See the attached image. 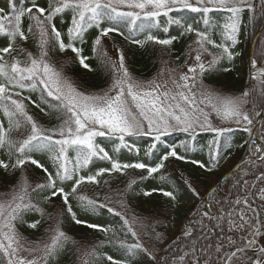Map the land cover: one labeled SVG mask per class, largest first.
<instances>
[{"label":"trees","instance_id":"1","mask_svg":"<svg viewBox=\"0 0 264 264\" xmlns=\"http://www.w3.org/2000/svg\"><path fill=\"white\" fill-rule=\"evenodd\" d=\"M17 8L21 5V0H13ZM35 2L38 6L47 9L49 0H23L25 8L31 7ZM252 7H244L240 14V30L238 32L237 43L230 48L234 53L231 61L223 59L215 67L207 70L199 78L202 82L209 83L215 87L233 93H245L246 97L244 111L249 113L252 120L251 125L242 123L232 126L225 125L214 113H209L214 128L230 129L220 136V146L218 154L213 159L212 148L215 147L214 140L217 133L206 129V133L197 135L192 132L186 134L169 133L160 136L159 141L151 135L125 136L127 147H120L116 151L120 141L115 136L97 137L96 142L105 149L113 160L124 163H145L154 167L160 162V157L173 148L177 154L183 156V160L169 157L164 162V168L157 173L148 174L147 169L129 168L122 172H106L98 177L99 183L82 184L77 193L69 197V203L76 218L87 221L90 224L99 225L100 228L108 229L107 232L100 228H88L85 224H76L71 214L67 212V205H64L61 196L52 197L47 202L45 196H50L51 192L35 193L32 190L38 183H44L46 174L44 171L30 162L22 168L13 169L18 154L10 155L7 147L0 149V160L9 164L5 170L0 167V202L11 199L12 195L18 191V185L27 177L33 203H39L44 209V215L30 211L23 214V223H17V231L27 241L31 242L26 246L39 247L50 242L53 235L52 229L57 225L68 237L67 243L48 264H112L107 257L120 261L121 264H224L226 253L234 250L226 237H232L241 243L238 237L244 235L238 231H229L232 220H239L241 211L245 212V219L253 215L249 209H254L258 218L264 222V199H261L260 189H264V160L243 163L251 157L255 151V145L251 138V132L244 130L245 127L252 130L254 116L264 104V77L253 79L249 73L248 53L253 35L264 18V0H248ZM0 8H4V13L10 14L8 0H0ZM127 11V9H123ZM35 12V9H33ZM178 16L186 24H192L194 29L204 30L201 13H193L184 10L180 13H170ZM216 25H223L230 13L227 11H214L209 14ZM72 13L70 11L54 18L57 29L61 32L62 38L67 42V29L71 26ZM167 17H157L155 20H148L141 17L135 24H129L126 20L121 22H111L104 20L101 27H109L115 23L118 32L109 33L102 38L101 47L103 52L111 61L118 63L119 53L122 51L125 57V66L131 77L135 80L145 81L152 78L161 68L165 60H170L174 66H180L186 60L189 47L197 39L195 32L185 33L184 29L177 25H168ZM31 21L27 15L22 18V28L27 33V28ZM168 31L165 32L164 28ZM211 38L216 43H221L219 29H209ZM99 34V29L89 28L84 33V43H76L81 48V55L87 57L85 63L90 67L84 68L79 58L71 49L60 52L58 46L49 50V60L67 80L79 91L85 94H103L107 92L113 83V77L109 68L105 66L100 58V54L93 52V42ZM148 35H154L158 39H169L177 37L171 45H160L155 42H146L143 46L133 43V40L145 41ZM25 49L24 54L19 55L22 61L27 60V53L38 55L36 40L29 35L27 41H17ZM230 43V42H229ZM7 46L6 37L0 36V48ZM209 53H216L219 50L211 45H206ZM264 49V29L258 38L253 50V59L260 64L264 61L259 53ZM12 53L6 57L11 61ZM227 69V70H226ZM20 91L21 95L16 99H25L27 110L34 120L43 129H54L62 123L58 118L60 115L40 99V92L28 89H14L13 92ZM52 104L57 102L48 98ZM31 101H35L36 107ZM43 108L42 112L40 109ZM0 123L8 127V120L0 112ZM145 131V130H144ZM30 132V126L20 131H12L11 137L20 140ZM146 132V131H145ZM261 136L264 139V118L260 123ZM23 133V134H22ZM207 134V135H206ZM55 136L54 139H59ZM228 143L225 144L224 141ZM155 144V148L151 145ZM151 148V151L149 149ZM49 172L55 175V166L51 159L52 153L34 152L31 153ZM70 157H74V152H69ZM74 162V161H73ZM199 162V163H196ZM242 163V164H241ZM111 160H101L94 158L89 166L82 170V175H95L99 169H111ZM200 164L205 165L201 167ZM241 166L233 171L224 181L219 182L222 175L236 165ZM131 181L135 184L128 187ZM74 181L61 183L57 180L58 186H63L66 192H71ZM216 185L211 196V202L216 208L212 216L202 214L200 219L192 222L190 235H184L179 240L180 234L184 230L182 219L185 217L195 219L200 208L207 209L205 205V194L207 190ZM164 192H172L175 199L165 196ZM145 193H149L145 195ZM87 196L97 202L95 210L85 211L81 207L77 197ZM247 197L249 204H237L236 201ZM105 205V207H101ZM113 208L115 212H120L123 218L129 221V225L124 224L121 216L109 212ZM231 213V217H229ZM39 220L36 228L28 227L29 224ZM135 232L134 236L132 232ZM259 243L264 244L259 238ZM124 245L122 247L121 245ZM140 244L141 248L135 252L126 250V246ZM223 244L220 252H216V247ZM90 254V255H89ZM240 259L233 258L232 264H251L250 256L254 260L256 257L248 251L246 254L239 253ZM180 257H184L181 260ZM7 258L3 251H0V264H6Z\"/></svg>","mask_w":264,"mask_h":264},{"label":"snow or ice","instance_id":"2","mask_svg":"<svg viewBox=\"0 0 264 264\" xmlns=\"http://www.w3.org/2000/svg\"><path fill=\"white\" fill-rule=\"evenodd\" d=\"M10 14L0 15V36L6 37L7 46L0 48V112L8 120V127L5 128L0 123V149L7 147L10 155L18 154L15 163L11 165L13 169L22 168L26 163L30 162L36 167L42 169L46 174L44 183L36 184L32 190L39 194L46 191L51 192L50 196H45L44 201L47 202L52 197L61 196L64 205H67V212L71 214L76 224H85L88 228H100L99 225L87 223L76 218L72 206L69 203V197L77 193V189L84 184H98V177L106 172H122L123 170L147 169L149 175L159 172L164 168V162L169 157H175L183 160L184 157L177 154L173 148L171 151L162 155L160 162L154 167H150L145 163H124L113 160L107 151L97 142V137L115 136L121 143L117 146L116 151L120 147H127L125 136L132 135H151L155 133V139L159 141L161 135H166L170 130H180L189 132L196 126L205 128L217 133L214 140L215 147L212 148L213 159L218 154L220 146V136L230 129L214 128L209 119V112L205 110L210 107L211 112L215 113L221 121H231L240 125L246 123L252 124L249 113L243 110L242 104L247 103L243 97L249 95L248 92L243 93V97L222 96L211 91L201 93L198 97L197 92L193 88L197 87L196 81L199 75L207 70L215 67L221 60L227 59L231 61L234 53L230 48L237 43L238 32L240 30V14L244 7H252L248 4V0H49L47 9L38 6L35 2L31 7L25 8L23 0L17 8L13 0H8ZM35 9V12H33ZM123 9H127L124 11ZM188 10L193 13L202 14V22L207 26L204 30L194 29L192 24H186L178 16L170 15V13H180ZM224 10L230 13L223 25L214 24L210 13L214 11ZM72 13L71 26L67 29V42L62 38L61 32L57 29L54 18L66 12ZM4 13V8H0V14ZM27 15L31 21L27 28V33L22 28V18ZM167 17L168 25H177L184 29L181 35L185 33L195 32L196 41L199 50L195 56L196 65L189 67V74H182L179 80L172 79L174 89L167 88L153 82L154 86L151 90H143L133 81L128 69L125 66V57L123 52L119 53L118 63L111 61L103 52L101 47L102 38L112 32L119 30L115 23L109 27H101L104 20L111 22H121L126 20L129 24H135L137 20L144 17L148 20H155L157 17ZM99 29V34L93 42V52L100 54V58L113 77L111 88L103 94H85L78 91L61 73L57 71L55 65L49 60V50L54 46H58L60 52L71 49L79 58L80 64L88 69L90 66L85 63L87 57L81 55V48L76 43H84V33L89 28ZM209 29H219V35L222 38L221 43H216L211 38ZM167 32L168 28L165 27ZM31 35L37 43L38 55L27 53V60L22 61L19 55L24 54L25 49L17 41H27ZM177 37L169 39H158L154 35H148L145 41L133 40V43L141 46L146 42H155L160 45H171ZM230 42V43H229ZM206 45H211L218 49L216 53H209L213 59L208 63L207 67L202 62V53L208 52ZM12 53L11 61L6 59ZM259 55L264 58V49L260 50ZM252 67L256 69L253 79L264 77V67L257 68L256 61H252ZM227 70V69H226ZM191 82V83H190ZM163 88V91L160 89ZM14 89H28L30 91H39L42 102L47 103L51 109L59 113V119L62 123L58 128L43 129L34 120L33 116L28 113L27 105L24 100H31L30 97L24 99H16L21 95L20 91L13 92ZM115 91V95L110 92ZM127 97L131 98V103ZM48 98H52L57 103L52 104ZM36 107H39L35 101H31ZM132 104L138 110V116L133 112ZM204 105L205 107H201ZM42 112L43 108L40 109ZM142 121L147 122V132L144 131ZM30 126V132L25 138L15 140L11 137L12 131H20ZM245 131L251 132L250 128L245 127ZM23 134V133H22ZM59 136V139H54ZM228 143L227 140L224 141ZM255 144V141H253ZM156 145L152 144L151 148ZM151 148L149 151H151ZM256 152H260L259 146ZM47 151L52 153L51 159L55 166V175L49 172L37 159H34L31 153ZM69 152H74L75 156L70 157ZM94 158L101 160H111V169H99L95 175H82V170L86 169ZM264 160V156L260 157ZM74 161V162H73ZM199 163V162H196ZM201 167L205 165L200 164ZM0 167L7 170L9 164L0 160ZM264 179V176L261 177ZM57 180L61 183L65 181H74L71 192H66L63 186L57 185ZM135 184L131 181L129 188ZM29 183L27 177L18 185L11 199L0 202V251H3L7 259L6 264H48L49 259L56 256L59 251L67 243L68 237L60 230L57 225L52 229L53 235L50 242L43 244V255L38 258L27 259L19 256L18 252L23 249L32 251L26 247L31 242L27 241L17 231V223H23V214L34 211L44 215V209L39 203H33L30 193L28 192ZM149 193H145L148 195ZM165 196L175 199L172 192H164ZM261 199H264V189H260ZM77 199L85 211L95 210L97 202L87 196L79 195ZM237 204H249L247 197L243 200H237ZM105 207V205H101ZM249 209L253 215L245 219V212L241 211L239 220H232L229 231H238L245 233L238 237L241 243H237L236 239L226 237L229 245L234 248L230 253H226L225 264H232L233 258L240 259L238 253L246 254L251 251L255 255V259L248 256L251 264H264V244L259 243V238L264 236V222L258 218L254 209ZM109 212L121 216L120 212L109 208ZM231 217V213L228 214ZM124 219V224L129 225V221ZM40 223L39 220L28 225L30 228H36ZM107 232L108 229L100 228ZM129 231L131 226L129 225ZM135 236L136 233L133 231ZM190 235V233H186ZM7 241V244L4 243ZM15 245V246H14ZM39 243L37 247H39ZM124 247V245H121ZM223 244L216 247L219 253ZM141 248L140 244L128 245L126 250L135 252ZM90 255V254H89ZM112 264H121L120 261L113 260L111 256L107 257ZM184 260V257H180Z\"/></svg>","mask_w":264,"mask_h":264},{"label":"rangeland","instance_id":"3","mask_svg":"<svg viewBox=\"0 0 264 264\" xmlns=\"http://www.w3.org/2000/svg\"><path fill=\"white\" fill-rule=\"evenodd\" d=\"M195 46H197V47L194 50H192L191 55L189 57V60L186 61V63L184 65H182L181 67L175 68L172 65H169L168 63H164L163 68L159 71V74H156L150 80H148V81H137V80L133 79V81L136 82L140 86V88L143 89V90H151V88L154 86L153 82L161 84V85H166L167 88L175 90L174 89V85L172 84V79H176L178 81L179 77L182 74H186L187 73V74L191 75L190 73H188V69H189V67L195 66L196 63H197L196 60H195V56L197 54V50H199V45L196 44ZM211 59H212V57L210 55H208L206 52L202 53V62L204 64L210 62ZM252 74L254 76L255 73H252ZM259 78L260 77H258V79ZM163 90H164L163 88L160 89V91H163ZM193 91L197 92L198 97L200 96L201 93H205L206 91H211L213 93H216V94H219V95H222V96L243 97V93L233 94V93H230V92H228L226 90H222V89L221 90H214V89H212L209 86H203V85H197L196 88H193ZM110 95H115V91L111 92ZM129 99L131 101L130 97H129ZM243 99L246 100V97H243ZM203 106L204 105H201V107H203ZM242 107H243V109L245 108V103L242 104ZM132 108H133L134 113L137 114V116H138V110L135 109V106L132 107ZM208 108L210 109V107H208ZM144 122L147 125V122L146 121H144ZM224 122H225L226 125H231L233 123L231 121H228V123H226V121H224ZM198 127L199 126H196L194 130L198 129ZM260 239H263V236L260 237ZM4 243L7 244V241H4ZM28 248L34 249V250L25 251V250L21 249L18 252V255L22 256V257H25L27 259H33L34 257L35 258L39 257V250L38 249L31 248V247H28Z\"/></svg>","mask_w":264,"mask_h":264},{"label":"water","instance_id":"4","mask_svg":"<svg viewBox=\"0 0 264 264\" xmlns=\"http://www.w3.org/2000/svg\"><path fill=\"white\" fill-rule=\"evenodd\" d=\"M264 28V19L263 21L260 23L259 27H258V30L255 34V36L253 37V40H252V43H251V49H250V54H249V63L251 65V70L252 71H256V69H254L252 67V59H251V55H252V51H253V48L256 44V41L259 37V35L261 34L262 30ZM260 67H264V63H262L260 66H257V68H260ZM264 116V108L257 114L256 116V119H255V124H254V129H253V136L254 138L262 145L264 146V140L261 139L260 135H259V124H260V120L261 118ZM262 155H264V151L262 152V154L258 157H256V159H259ZM229 173H227L228 175ZM226 175V176H227ZM213 188L210 189V192Z\"/></svg>","mask_w":264,"mask_h":264}]
</instances>
